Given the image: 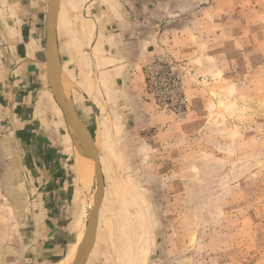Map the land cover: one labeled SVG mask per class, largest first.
I'll return each mask as SVG.
<instances>
[{
	"label": "rangeland",
	"instance_id": "rangeland-1",
	"mask_svg": "<svg viewBox=\"0 0 264 264\" xmlns=\"http://www.w3.org/2000/svg\"><path fill=\"white\" fill-rule=\"evenodd\" d=\"M134 3L126 18L160 49L134 77L140 122L109 157V264H264V0ZM1 113L0 264H25L29 190Z\"/></svg>",
	"mask_w": 264,
	"mask_h": 264
},
{
	"label": "crops",
	"instance_id": "crops-1",
	"mask_svg": "<svg viewBox=\"0 0 264 264\" xmlns=\"http://www.w3.org/2000/svg\"><path fill=\"white\" fill-rule=\"evenodd\" d=\"M129 2L61 0L57 28L60 96L73 105L99 150L105 194L109 157L140 122L135 110L142 82L138 86L134 77L142 79V68L160 49L155 34L142 30L144 23L126 18L127 10L137 8ZM49 18L48 0H0V112L20 146L29 190L20 237L25 264H68L85 231L89 196L96 188L93 158L48 85ZM85 164L87 180L79 168ZM99 229L87 264H109Z\"/></svg>",
	"mask_w": 264,
	"mask_h": 264
},
{
	"label": "water",
	"instance_id": "water-1",
	"mask_svg": "<svg viewBox=\"0 0 264 264\" xmlns=\"http://www.w3.org/2000/svg\"><path fill=\"white\" fill-rule=\"evenodd\" d=\"M50 8V18L47 26L46 40V60H47V78L49 88L61 108L65 118L72 126L75 136L85 146L95 159V178L97 187L89 196L88 200V218L85 237L79 247L76 264H87L92 254L97 240L100 214L105 197V179L101 165L100 153L93 139L81 123V120L72 104L63 100L60 96L59 85L56 78L57 61V28L61 10V0H48ZM90 203V204H89Z\"/></svg>",
	"mask_w": 264,
	"mask_h": 264
},
{
	"label": "bare ground",
	"instance_id": "bare-ground-1",
	"mask_svg": "<svg viewBox=\"0 0 264 264\" xmlns=\"http://www.w3.org/2000/svg\"><path fill=\"white\" fill-rule=\"evenodd\" d=\"M60 79H61V77H59ZM61 81H62V79H61ZM60 81V83L61 84H63V89L62 90H65V93H66V89H65V84L64 83H62ZM61 88H62V86H61ZM66 96V95H65ZM67 98V97H66ZM68 99V98H67ZM81 144V143H80ZM84 150V149H83ZM82 150V151H83ZM81 151V152H82ZM84 154H85V151H84ZM83 154V155H84ZM85 157H87L86 156V154L84 155ZM87 159H88V157H87ZM81 162H83L82 161V159H81ZM88 162V161H87ZM90 162V161H89ZM90 164H91V162H90ZM80 166V165H79ZM85 166H86V164L84 165V167L82 166V168L81 167H79L80 168V170H81V172H82V176H81V179H83L84 178V180H87V178H90L89 177V174H90V172L85 168ZM94 166H95V159L93 160V163H92V165L90 166L91 168H90V170L92 171L93 170V174H94V176H95V170H94ZM79 170V169H78ZM79 170V171H80ZM83 177V178H82ZM92 177V176H91ZM83 182V181H82ZM84 183V182H83ZM88 183V182H87ZM83 185H86V184H83ZM86 227H87V225H86ZM86 227H85V230H86ZM84 237H85V231L82 233V235H81V237H80V240H79V244H78V246H77V248L75 249V251L73 252V254H72V256L70 257V259H69V262H68V264H76V259H77V255H78V250H79V247H80V245L82 244V242H83V240H84ZM63 261H65V260H63Z\"/></svg>",
	"mask_w": 264,
	"mask_h": 264
},
{
	"label": "built area",
	"instance_id": "built-area-1",
	"mask_svg": "<svg viewBox=\"0 0 264 264\" xmlns=\"http://www.w3.org/2000/svg\"><path fill=\"white\" fill-rule=\"evenodd\" d=\"M167 86H172L173 88H175V84H172V80L170 79L167 83ZM169 89V88H168ZM173 90V89H172Z\"/></svg>",
	"mask_w": 264,
	"mask_h": 264
}]
</instances>
